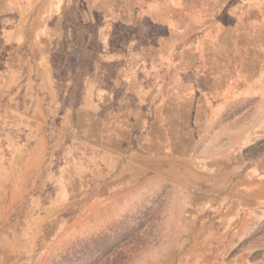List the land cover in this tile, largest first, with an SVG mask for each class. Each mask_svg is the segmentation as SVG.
I'll return each instance as SVG.
<instances>
[{"label": "rangeland", "instance_id": "rangeland-1", "mask_svg": "<svg viewBox=\"0 0 264 264\" xmlns=\"http://www.w3.org/2000/svg\"><path fill=\"white\" fill-rule=\"evenodd\" d=\"M245 3L246 32L230 33V41L219 42L216 47L192 53L189 49L185 52V48H159L160 38L167 39L170 34L154 25L149 34L137 27L129 32V37H134L135 59L145 61L143 69L140 64L134 66L135 90L140 91L143 83L151 92V108L149 111L142 106L137 92L134 98H128L134 119V130L128 132L134 139V182L127 186L120 182L112 192L96 193L95 181L100 178L95 174V147L87 148L84 139L93 140L104 131L122 135L126 131L117 126V120L94 121L90 128L81 124L76 111L82 100L79 92H59L60 110L55 112L51 111L49 98L41 93L32 96L30 92H7L5 112L4 103L0 104V187L4 189V201L0 202V260L7 264H202L206 260L192 255L191 237L197 226L187 224V220L212 217L214 211L191 208L186 198L175 197L171 183H159L153 175L161 167L164 175L179 177L177 170L184 168L182 143L187 142L180 137L181 124L201 123L213 117L216 126L230 122L229 131L246 123V137L235 154L242 152L247 170L256 168L264 173V0ZM216 4L214 0H185L183 12L194 16V20L206 21L209 9ZM74 14L71 19L76 21L78 14ZM124 20L120 17V27L126 25ZM123 31L116 40L126 41L125 28ZM6 51L0 42V67ZM175 52L177 57L172 55ZM174 58L184 63L176 65ZM118 67L113 66L109 72L115 74ZM141 77L144 81L138 82ZM119 95L116 92V99ZM72 102L74 112L67 124L69 131L64 133L60 129L63 110ZM199 106L201 109L195 108ZM36 112L39 133L29 128L30 114L34 123ZM103 112H99V119ZM120 115L117 113L115 118ZM148 117L152 136H166V147L160 157L158 145H152V181L144 184L137 166L143 163L142 124L144 119L145 127L148 125ZM216 130H206L209 135L200 145L202 150ZM192 131L198 134L201 130ZM38 134L47 142L46 154L40 171H34L28 180L30 192L14 205L9 198L10 188L29 171L25 161L14 158L15 147ZM58 136H63L64 144L53 149ZM233 158L230 163H237ZM199 163L203 162H194L192 169L198 170ZM238 177H230L225 185H234ZM259 232L258 245L264 246V224ZM257 256L252 254V258Z\"/></svg>", "mask_w": 264, "mask_h": 264}, {"label": "crops", "instance_id": "crops-1", "mask_svg": "<svg viewBox=\"0 0 264 264\" xmlns=\"http://www.w3.org/2000/svg\"><path fill=\"white\" fill-rule=\"evenodd\" d=\"M184 1L0 0V42L7 50L0 67V104L4 103V112L7 110V92H30L32 96L41 93L49 98L51 111L54 112L60 110L59 92L81 93L82 100L76 110L81 124L86 123L90 128L94 121L108 123L113 119L117 120L120 129L126 131L119 136L104 131L93 140L84 139L87 148L95 147L94 158L98 164L95 174L100 178L95 181L96 193L117 190L120 182L126 186L133 184L135 152L131 146L134 139L128 132L134 130V119L128 98H134L137 92L142 106L150 111L151 92L145 89L143 83L140 91L135 90L137 72H134V66L140 64L143 69L145 61L135 59L134 37H129V32L137 27L141 33L149 34L154 25L170 34L167 39L160 38L159 48H185V52L189 49L192 53L203 47H216L219 42H228L230 33L246 32L247 29L246 0L234 3H231L232 0H214L217 4L209 9L206 21L194 20V16L184 14ZM219 1L222 3L219 4ZM74 13L78 14L76 21L71 19ZM120 17L126 19L124 27L119 26ZM124 28L126 41L116 40ZM167 41L168 45L165 44ZM172 55H177V52ZM176 63L181 65L184 61ZM116 65L121 66L116 68V73L109 72ZM137 81L143 82L144 77ZM118 88L122 89L117 91ZM116 92L121 93L117 99ZM145 97H148L146 102ZM73 106L72 102L64 107L60 127L64 133L69 131L67 124L73 115ZM195 108L201 109L200 106ZM100 111H104L101 119ZM117 113L122 115L116 119ZM38 114L36 112L34 123L30 114L29 125L30 130L37 133L40 127ZM188 122L180 126V137L187 141L182 143L184 170L178 169L176 174L179 177L170 178L160 167L153 180L171 183L175 197L186 198L191 208L214 211L212 217L187 220V224L197 226L191 237L192 255L206 258L202 264H264V246L258 245L261 237L259 228L264 224V173H258L256 168L247 170L242 152L235 154L236 148L240 149L241 139L246 137V123L229 131L230 122L216 126L214 117L201 123ZM151 128L149 117L146 127L143 119L140 151L143 163L137 168L142 170L144 184L152 181V145H158L160 157H163L162 150L166 147V136H152ZM162 128H165L163 124ZM210 128L218 130L214 131L205 150H202L200 145L208 139L206 130ZM194 129L201 131L194 134ZM63 139V136H58L52 144L53 149L64 144ZM19 144L21 147H15L14 158L25 161L29 171L23 180L10 188L9 198L14 205L30 192L28 180L34 171H40L47 142L38 134ZM232 158L237 163H230ZM196 161L203 163L196 167L198 170H193ZM236 174H239L237 182L226 186L227 180ZM3 192L0 187V202L4 201ZM103 199L106 200L107 196ZM253 253H258V256L252 258ZM0 264L7 263L0 260Z\"/></svg>", "mask_w": 264, "mask_h": 264}]
</instances>
